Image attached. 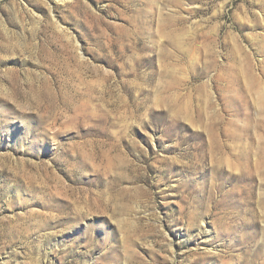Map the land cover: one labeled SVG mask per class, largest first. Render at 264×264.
Instances as JSON below:
<instances>
[{
  "label": "rangeland",
  "instance_id": "1",
  "mask_svg": "<svg viewBox=\"0 0 264 264\" xmlns=\"http://www.w3.org/2000/svg\"><path fill=\"white\" fill-rule=\"evenodd\" d=\"M259 90L264 0H0V264H264Z\"/></svg>",
  "mask_w": 264,
  "mask_h": 264
},
{
  "label": "bare ground",
  "instance_id": "2",
  "mask_svg": "<svg viewBox=\"0 0 264 264\" xmlns=\"http://www.w3.org/2000/svg\"><path fill=\"white\" fill-rule=\"evenodd\" d=\"M245 85V84H244ZM247 86V85H246ZM245 87V86H244ZM249 89V88H248ZM253 89V88H252ZM254 89H255V87H254ZM250 92H251V90H250ZM257 95H258V97H259V100L261 101V104H263L264 105V92H262L261 90H259L258 92H257ZM263 108H264V106H263Z\"/></svg>",
  "mask_w": 264,
  "mask_h": 264
}]
</instances>
